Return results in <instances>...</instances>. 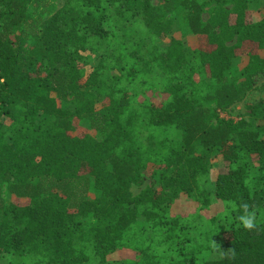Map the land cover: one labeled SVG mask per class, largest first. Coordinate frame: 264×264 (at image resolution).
I'll list each match as a JSON object with an SVG mask.
<instances>
[{"label":"trees","instance_id":"obj_1","mask_svg":"<svg viewBox=\"0 0 264 264\" xmlns=\"http://www.w3.org/2000/svg\"><path fill=\"white\" fill-rule=\"evenodd\" d=\"M34 1L0 0L6 264H264V100L249 119L220 115L264 74L261 0H61L29 44ZM4 184L28 200L7 202ZM184 196L198 208L174 215Z\"/></svg>","mask_w":264,"mask_h":264},{"label":"rangeland","instance_id":"obj_2","mask_svg":"<svg viewBox=\"0 0 264 264\" xmlns=\"http://www.w3.org/2000/svg\"><path fill=\"white\" fill-rule=\"evenodd\" d=\"M154 5H158L162 3V0H152ZM62 6L61 0H35L29 7V14L30 18L28 22L25 24V26L20 29L22 33H25L26 36H28L29 44L33 41L35 33L39 31L42 24L45 22L46 19H48L50 16H52L60 7ZM251 12L253 16L256 19H262L264 18V0H261L259 7H253L251 9ZM204 19H208V15H204ZM0 25H1V18H0ZM176 31L172 35L173 37L182 38L183 42L189 47V48H197L198 44L200 43L201 37L196 35H188L186 37L181 36V33ZM170 43V39L164 40L163 44L166 46ZM261 56L264 58V50L260 51ZM248 62V59L246 57L241 58L240 65L244 66ZM255 86L253 90L248 94L247 98L240 103H237L233 105L231 108H229L227 111L222 112L220 115L222 118L230 119L235 122H239L243 119H249L248 116V107L252 108L255 106L258 102L261 100H264V74L257 76L255 79ZM259 122L261 124H264V119H260ZM82 124V123H81ZM82 126L85 128V126L82 124ZM79 127L76 129L75 134H78L79 132L87 130V128ZM89 133L94 135L97 138H100V134H98L96 131L87 130ZM211 164L213 168L212 172V180L215 179V176L219 173H223L227 171V164L223 161L222 156L214 157L211 159ZM151 169V168H150ZM148 169V170H150ZM145 180L144 183L140 185H134L133 186V193L135 195L139 194L144 188L151 184L150 179H148V171L144 173ZM12 186L10 184H4L2 188V195L4 199L7 202L10 203H16L18 201L26 202L28 199L20 197L16 195L17 190H12ZM89 199H94L95 194L91 190L88 193ZM196 208H198V204L193 203L191 200H189L187 197H182L179 202L176 203V205L173 208L174 215H180V216H189L191 214L195 213ZM224 204L221 201H215V203L210 207L209 210L203 211V215L206 220L210 219L211 217L218 215L224 211ZM7 259L4 257H0V264H6Z\"/></svg>","mask_w":264,"mask_h":264},{"label":"clouds","instance_id":"obj_3","mask_svg":"<svg viewBox=\"0 0 264 264\" xmlns=\"http://www.w3.org/2000/svg\"><path fill=\"white\" fill-rule=\"evenodd\" d=\"M227 208L233 212L240 209L237 219L245 229H253L256 226L255 211H250L247 203L237 205L234 201H228Z\"/></svg>","mask_w":264,"mask_h":264}]
</instances>
